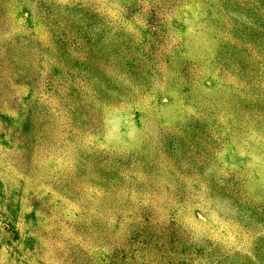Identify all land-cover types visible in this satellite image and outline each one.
Segmentation results:
<instances>
[{
  "label": "rangeland",
  "instance_id": "1",
  "mask_svg": "<svg viewBox=\"0 0 264 264\" xmlns=\"http://www.w3.org/2000/svg\"><path fill=\"white\" fill-rule=\"evenodd\" d=\"M0 264H264V0H0Z\"/></svg>",
  "mask_w": 264,
  "mask_h": 264
}]
</instances>
